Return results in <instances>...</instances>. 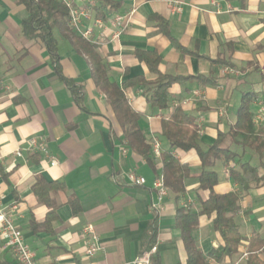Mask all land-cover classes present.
<instances>
[{"label":"crops","instance_id":"obj_1","mask_svg":"<svg viewBox=\"0 0 264 264\" xmlns=\"http://www.w3.org/2000/svg\"><path fill=\"white\" fill-rule=\"evenodd\" d=\"M110 1L115 7H106L103 16L97 17L98 0H70L74 8L89 11L90 18L82 25L92 29L109 81L117 85L135 78L152 82L155 75L138 60L137 53L156 54L158 72L181 79L170 86L165 110L153 108L143 88L126 87L125 97L141 115L138 127L148 144L156 140L161 150L167 149L161 121L177 105L195 119L203 150L214 143L217 133H226L234 124L243 94L254 96L249 106L253 124L264 104V0H177L179 11L173 9L171 0ZM132 11L130 22L113 40L110 21ZM25 17L18 0H0V198L4 206H15L13 222L25 244L39 264H132L153 237L156 264H185L177 210L198 213L207 194L190 180L183 195L167 192L160 207L152 210L157 203L153 182L158 174L125 145L105 96L92 82L89 65L53 31L57 65L78 90L76 100L57 77L44 46L23 36ZM95 19L103 26H94ZM29 139L43 143L57 165L50 166L42 154L29 152ZM230 148L241 155V162L258 167V176L264 174V153L260 160L235 144ZM17 151L20 157L14 155ZM174 155L192 173L199 171L201 164L194 151H174ZM237 160L216 161L209 168L218 176L215 194L237 190L229 174L230 168H237ZM129 172L144 178L145 184L131 185L126 177ZM37 178L63 187L49 192L59 206L50 228L40 231L31 223H43L48 208L32 191ZM71 198L80 207L76 215L68 204ZM235 222L246 240L253 233L264 239V187L243 194ZM88 224L101 246L91 258L83 254L81 234ZM191 238L202 254L221 244L211 219L203 216ZM246 247L242 242L238 254L222 264H245L247 257H241ZM0 264H18L1 239Z\"/></svg>","mask_w":264,"mask_h":264},{"label":"trees","instance_id":"obj_2","mask_svg":"<svg viewBox=\"0 0 264 264\" xmlns=\"http://www.w3.org/2000/svg\"><path fill=\"white\" fill-rule=\"evenodd\" d=\"M98 1L100 6L96 8L97 17L103 16L102 12L106 7L111 9L115 7L110 0ZM18 3L26 11V17L21 23L23 36L30 41L40 42L44 46L55 64L57 77L70 88L74 98L78 100V90L63 77L57 65V41L52 34L54 30L85 59L89 65L95 88L105 96L122 130L125 145L144 159L156 175L158 174L166 190L175 196L183 195L187 182L195 180L198 189L207 194L206 199L200 204L198 213H190L184 208L177 210L176 224L180 229L187 256L185 264H222L238 254L239 247L244 241L247 246L245 264H264L263 237L258 233H253L246 240L235 222L241 197L252 188L264 187V174L258 176V167L251 166L249 162H241L239 160L241 155L239 156L230 148L231 144H235L243 152L252 151L258 155L260 160L262 159L264 134L261 129L253 126L252 114L249 110L254 96L250 93L243 94L234 124L226 133H217L214 143L206 150L200 147L199 128L195 119L179 105L175 106L168 117L161 121V136L167 142L168 147L165 150L160 149L159 156H155L151 145L147 143L143 132L138 127L141 115L128 104L125 89L127 86L143 88L150 105L153 108L165 110L170 102V86L179 83L181 79L160 74L157 70L159 58L156 54L137 53L138 60L144 63L156 78L152 82H146L143 78H135L123 85L112 83L107 76V67L97 53L96 44L83 39L69 26L68 10L60 0H18ZM174 151H194L201 164L199 171L192 173L186 164L175 157ZM235 159H238L235 162L237 168H230L229 174L232 181L238 185L237 190L223 195L215 194L213 189L218 183V176L209 168L216 161L227 164ZM62 188L60 183H45L41 178L36 179L32 191L44 203L48 211L44 222L41 224L32 222V228L39 231L50 228L51 223L56 219V209L59 205L49 197V192ZM68 204L73 214L80 212L76 199L71 198ZM201 216L211 219L212 227L221 241L217 248L211 249L207 254H202L191 238V232L197 228ZM153 243V237H150L147 248L153 246ZM157 262L158 259L154 255L151 264Z\"/></svg>","mask_w":264,"mask_h":264},{"label":"built area","instance_id":"obj_3","mask_svg":"<svg viewBox=\"0 0 264 264\" xmlns=\"http://www.w3.org/2000/svg\"><path fill=\"white\" fill-rule=\"evenodd\" d=\"M68 10L69 15V26L79 34L85 40H92V29L90 27L84 28L82 25L83 20L90 18L89 11L87 9H76L72 6L70 0H60ZM173 9L179 11V4L177 0H171ZM133 11L126 16H115L110 21V26L113 28L112 39H118L122 29L130 22V17ZM94 26L102 27V21L100 19L94 20ZM228 70V69H226ZM227 72H230L228 70ZM194 95L198 96L199 93L195 92ZM253 124L262 130L264 134V104H261L258 112L253 118ZM27 149L29 152L42 154L49 162L50 166H56L57 160L54 156L50 155L44 146L39 144L35 139H29L27 141ZM152 152L155 156H159L160 145L158 141L154 140L152 145ZM16 157L21 156V152L17 151L14 154ZM128 182L133 186H143L145 184L144 178L137 176L134 172H129L127 175ZM153 189L157 194V203L151 206L152 210L158 209L162 199L167 195V190L163 185L162 180L158 177L153 182ZM15 206L7 207L4 206L0 198V239L4 242L7 247L14 255V258L18 264H39L29 247L23 240V235L19 228L13 222V212ZM82 237L85 241V247L83 254L87 258H91L101 251L99 239L96 235L95 229L91 225H86L82 229ZM157 253L156 245L145 249L139 255L135 257L132 264H151L152 257ZM247 254L242 255V259H245Z\"/></svg>","mask_w":264,"mask_h":264},{"label":"rangeland","instance_id":"obj_4","mask_svg":"<svg viewBox=\"0 0 264 264\" xmlns=\"http://www.w3.org/2000/svg\"><path fill=\"white\" fill-rule=\"evenodd\" d=\"M130 20H131V17H130Z\"/></svg>","mask_w":264,"mask_h":264}]
</instances>
